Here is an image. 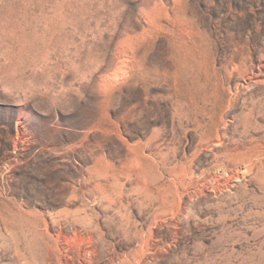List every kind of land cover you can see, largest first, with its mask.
Masks as SVG:
<instances>
[{
  "label": "rangeland",
  "instance_id": "rangeland-1",
  "mask_svg": "<svg viewBox=\"0 0 264 264\" xmlns=\"http://www.w3.org/2000/svg\"><path fill=\"white\" fill-rule=\"evenodd\" d=\"M0 264H264V0H0Z\"/></svg>",
  "mask_w": 264,
  "mask_h": 264
},
{
  "label": "bare ground",
  "instance_id": "bare-ground-1",
  "mask_svg": "<svg viewBox=\"0 0 264 264\" xmlns=\"http://www.w3.org/2000/svg\"><path fill=\"white\" fill-rule=\"evenodd\" d=\"M242 153V152H241ZM229 154V153H228ZM228 156V155H227ZM243 158V157H242ZM251 159L250 157H246V159L244 160V162L246 163L245 167L248 169H250L249 165L251 164ZM248 163V164H247ZM245 168V169H246Z\"/></svg>",
  "mask_w": 264,
  "mask_h": 264
}]
</instances>
